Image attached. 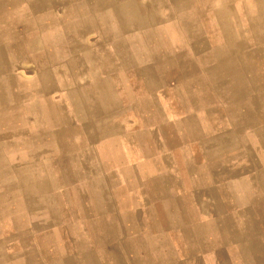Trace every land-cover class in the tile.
<instances>
[{"label": "rangeland", "instance_id": "1", "mask_svg": "<svg viewBox=\"0 0 264 264\" xmlns=\"http://www.w3.org/2000/svg\"><path fill=\"white\" fill-rule=\"evenodd\" d=\"M211 2L0 0V264H97L116 171L151 174L171 224L152 211L153 230L182 242L211 226L264 264V63L224 66Z\"/></svg>", "mask_w": 264, "mask_h": 264}, {"label": "crops", "instance_id": "2", "mask_svg": "<svg viewBox=\"0 0 264 264\" xmlns=\"http://www.w3.org/2000/svg\"><path fill=\"white\" fill-rule=\"evenodd\" d=\"M202 0H187V5L197 9ZM216 2H219L223 10H211L206 18L218 20V28L213 27L208 33L211 35H222L224 38V57L225 65L228 66L229 59L239 58L240 64L251 66L252 64L264 63V0H253L251 10H232L236 7L233 0H212L211 5L214 9ZM205 7V6H204ZM184 15V13H183ZM194 15L184 16L183 24L191 29V34H195L192 29L195 23ZM215 25V24H214ZM211 48L216 58L215 42L211 43ZM186 53V59L198 61L200 56L196 52L195 44ZM212 52V51H211ZM210 51L208 55L211 56ZM191 53V54H190ZM117 63V62H116ZM114 64L113 67L120 66ZM69 70L63 71V75L69 74ZM34 69V68H33ZM66 69V68H65ZM55 81L56 72L49 70ZM226 77V76H225ZM258 79V78H257ZM228 80V79H227ZM231 80V79H229ZM66 83V82H65ZM66 85V84H65ZM71 92V91H70ZM215 93V90H213ZM80 129L85 133L94 131L98 134L99 127L82 123ZM101 131V130H99ZM98 138V137H97ZM96 138V139H97ZM114 140H112L113 142ZM114 143V142H113ZM116 145V142H115ZM173 172H161V177L165 187H168L167 180L172 177ZM152 176L149 172H114L112 173V186L102 192V205L99 210L102 211L98 217L99 228L96 241L97 264H251L252 256L246 250L239 254L230 247V234L222 236L224 246L217 247V239L208 226V236L204 237V230L197 225L192 229L191 234H186V241L183 236L179 241H173L168 232H158L152 229L153 219L152 211H161L159 220L160 226L171 225L168 223V207L163 199L156 201L151 192ZM172 179V178H171ZM171 185V183H170ZM173 185V183H172ZM36 201H38L36 199ZM2 207H0V224L2 218ZM105 212V213H104ZM111 224L104 232V218H109ZM102 225V226H100ZM107 225V224H106ZM111 227V228H110ZM211 234V235H210ZM1 238V237H0ZM220 242V241H218ZM185 243V245H184ZM0 242V251L3 246ZM206 244V245H205Z\"/></svg>", "mask_w": 264, "mask_h": 264}]
</instances>
